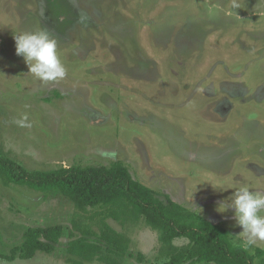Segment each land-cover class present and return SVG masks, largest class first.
I'll return each instance as SVG.
<instances>
[{"label":"rangeland","instance_id":"rangeland-1","mask_svg":"<svg viewBox=\"0 0 264 264\" xmlns=\"http://www.w3.org/2000/svg\"><path fill=\"white\" fill-rule=\"evenodd\" d=\"M41 30L67 69L58 82L16 54L14 34ZM0 154L30 171L121 160L242 245L218 204L241 186L264 191V0H0ZM74 211L61 193L0 178V264H75ZM108 222L130 238L120 264L164 262L144 218ZM56 225L66 234L51 252L8 259L27 228Z\"/></svg>","mask_w":264,"mask_h":264},{"label":"trees","instance_id":"trees-1","mask_svg":"<svg viewBox=\"0 0 264 264\" xmlns=\"http://www.w3.org/2000/svg\"><path fill=\"white\" fill-rule=\"evenodd\" d=\"M0 178L6 185L27 186L45 194L61 193L73 202L67 252L75 264L95 260L120 264L118 257L133 256L130 238L116 230L108 218L121 224L144 218L157 231L161 243L159 257L165 260L156 264H264L263 248L257 247L251 253L235 244L223 225L202 218L171 198L162 200L136 179L121 160L101 166L30 171L0 154ZM65 234L61 225L29 227L22 246L15 248L8 259H30L39 251L51 252ZM177 238L188 242L178 245ZM143 257L139 254L138 260Z\"/></svg>","mask_w":264,"mask_h":264},{"label":"clouds","instance_id":"clouds-1","mask_svg":"<svg viewBox=\"0 0 264 264\" xmlns=\"http://www.w3.org/2000/svg\"><path fill=\"white\" fill-rule=\"evenodd\" d=\"M14 40L16 54L28 65V74L43 82H58L65 78L67 69L60 58L57 40L49 31L14 34ZM229 209L234 210L236 225L243 229L238 236L245 249L264 243V215L261 214L264 213V191L250 190L248 186L236 188L231 196L218 204V211L222 213Z\"/></svg>","mask_w":264,"mask_h":264}]
</instances>
